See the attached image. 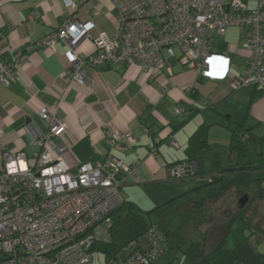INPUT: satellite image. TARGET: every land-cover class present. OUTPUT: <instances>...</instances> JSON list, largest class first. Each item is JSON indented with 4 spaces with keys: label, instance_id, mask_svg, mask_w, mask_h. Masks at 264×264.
Wrapping results in <instances>:
<instances>
[{
    "label": "built area",
    "instance_id": "2783aa9c",
    "mask_svg": "<svg viewBox=\"0 0 264 264\" xmlns=\"http://www.w3.org/2000/svg\"><path fill=\"white\" fill-rule=\"evenodd\" d=\"M110 1L117 10V36L100 34L93 39L92 54L79 58L73 51L81 40H90L91 22L65 21L38 42L51 51L57 40L66 43L69 66L61 78L69 85H86L87 70L103 66H135L150 79L162 71L171 75L172 61L202 79L225 82L232 92L264 91V9L247 10L236 0ZM233 27L240 30L242 48L248 53L238 76L231 75V59L212 50ZM26 58L17 50L13 61L0 62V85L8 87L14 81L15 68ZM192 92L193 86L186 87L187 95ZM59 102L38 110L47 129L43 136L30 139L39 151L29 157L5 149L0 130V264H91L95 244L111 241L112 214L123 204L119 188L124 177L140 180L136 166L112 155L104 161L68 165L58 144L66 128L55 116ZM183 111L174 109L175 114ZM158 141L155 137L150 144L153 151ZM107 143L124 151L134 139L130 133L112 131ZM191 173L186 163H177L169 167L168 178L181 181ZM165 252L161 230L150 224L105 264H154Z\"/></svg>",
    "mask_w": 264,
    "mask_h": 264
},
{
    "label": "crops",
    "instance_id": "0c3cea01",
    "mask_svg": "<svg viewBox=\"0 0 264 264\" xmlns=\"http://www.w3.org/2000/svg\"><path fill=\"white\" fill-rule=\"evenodd\" d=\"M236 1L247 10L264 9V0ZM68 20L93 24L88 33L90 40L83 39L73 47L79 58L94 52L92 40L100 34L110 39L117 36V10L110 0H0V62L13 60L17 50L27 55L15 68L14 82L9 87L0 86L1 143L5 149L25 152L28 157L39 151L38 146L30 144L31 138L43 136L47 129L38 110L51 109L60 101L55 116L66 124L58 140L64 149L63 160L76 167L112 155L127 166H136L139 182L124 177L120 196L123 203L149 212L181 190L169 184L168 169L184 161L187 141L200 125L208 126L211 147L202 158L187 164L192 172L207 169L209 156L215 152L221 153V163L228 161V128H233V122L251 127L253 135L264 138V91L243 88L232 92L225 82L198 78L195 72L172 61L171 75L162 71L150 79L135 66L93 67L87 70L86 85H69L61 78L69 66L66 43L57 40L54 51L38 44ZM240 35L239 29L229 28L228 42L214 43L225 45L220 53L231 59L232 76L241 73L248 55ZM188 86L194 89L190 96L186 94ZM175 108H182L184 113L175 114ZM112 131L130 133L134 143L124 151L116 149L107 143ZM155 137L159 141L153 151L150 144ZM252 146L250 149L257 147ZM229 158L232 162L235 155ZM191 177L182 182L197 185L210 175L197 176V180Z\"/></svg>",
    "mask_w": 264,
    "mask_h": 264
},
{
    "label": "trees",
    "instance_id": "16d2710c",
    "mask_svg": "<svg viewBox=\"0 0 264 264\" xmlns=\"http://www.w3.org/2000/svg\"><path fill=\"white\" fill-rule=\"evenodd\" d=\"M212 50L220 53L225 50V45L217 43L214 46L213 44ZM11 61L13 60H7L5 63ZM190 117L191 115L188 116V118ZM188 118L184 121L186 122ZM184 121L174 126L173 129L179 128ZM233 125V128H228L231 135V142L228 146V151H226L228 161L221 163L219 160L221 153L215 152L209 156L210 165L207 169L205 168L202 171L194 170L191 173V178L194 180L197 176L202 178L210 175L206 179L207 181L199 182L195 188L171 200H167L149 212H143L131 203H123L112 214L110 243L95 244L92 251H100L107 257L106 259H109L118 248L128 241L139 237L147 230L150 224H153L151 222L147 223L145 216L146 213L150 215V213L155 212L163 215L162 221L156 226L163 235L166 246L164 255L168 254L172 257L164 264H173V261L178 258V253L183 254L188 264H264V253L258 250L251 240L256 238L255 235L258 234L250 233L249 229L242 225V218L238 216L239 212L232 214L225 224L222 225L221 229L220 227L216 228L217 233L212 236L211 242H213V245L209 249L206 246L208 237L205 232L199 233L200 236L197 240L193 238L185 239L183 235L175 234L178 228L184 226L192 219L194 213L197 212L195 210H199V207L205 202L219 200L232 188L238 189L239 195H247L249 192H254L255 196L258 195L264 198V159L260 151L264 146V138L253 135L251 127H246L243 123L237 124L233 122ZM207 132L208 126L200 125L187 141L184 149V161L174 164L186 163L189 165L202 158L203 153L211 147L208 143ZM251 144L257 145L260 152L252 154V150L249 147ZM230 155H235V159L232 162L229 158ZM253 157H255L254 160H252ZM241 209L239 207V210ZM199 225L195 224L194 226L198 227ZM237 225L241 230H246L248 235L242 242L229 247L227 245L228 238L233 236ZM172 235L176 236L174 246L168 244V239ZM257 238L259 239L260 236Z\"/></svg>",
    "mask_w": 264,
    "mask_h": 264
},
{
    "label": "rangeland",
    "instance_id": "374dc122",
    "mask_svg": "<svg viewBox=\"0 0 264 264\" xmlns=\"http://www.w3.org/2000/svg\"><path fill=\"white\" fill-rule=\"evenodd\" d=\"M228 39L229 37L226 36L225 33V35L219 37L217 41L225 40L228 42ZM231 43L235 44L234 42ZM175 52L176 54H178L177 50ZM250 147H253L252 144ZM251 150H256L257 152H260L258 147L256 146H254V148H252ZM262 152L264 157V146L262 147ZM254 159L255 157L252 158V160ZM167 180L169 181V184L180 186L181 190L176 191L177 193H175L171 197H168L166 201L171 200L172 198H174V196L176 197L178 195L184 194L196 187L195 184L189 181L182 182L181 180V182H177V181H172L170 179ZM254 194H255L254 192H249L247 195H241V194L239 195L238 189L236 188L230 189L219 200L216 201L213 200V202L211 201L205 202L202 206L199 207V210H195L197 212L194 213L192 219L188 221L184 226L178 228L175 234L176 235L181 234L184 236L185 239L193 238L197 240L200 234L205 232L206 236L208 237L206 246L207 249H209L213 245L211 239L212 236L215 233H217L216 228L220 227L221 229L222 225L225 224L227 219L232 214L239 212L238 216L242 218L241 219L242 225H245L249 229L250 233L253 232L258 234L255 235L256 238L251 239L252 242L255 244L254 246H256L257 249L260 250L262 253H264V198L258 195L255 196ZM244 196L246 197V201L245 204L241 207L238 202ZM238 206L241 207L242 209L239 210ZM145 219L147 223L151 222L155 225H159L163 219V215L162 214L159 215L155 212L154 213L152 212L150 213L149 217L145 216ZM198 222L200 225L198 224ZM195 224L199 226L195 227L194 226ZM247 235L248 232L246 230H241V228L237 225L235 226L233 236L228 238L227 245L229 247H232L234 244L238 242H242ZM259 236L260 238L258 239L257 237ZM175 238L176 236L174 235L170 236L168 239V244L174 246ZM177 256L178 258L173 261V264H188V262L184 259L183 254L178 253ZM106 258L107 257L100 251L93 252L91 264H105L107 260ZM171 258L172 257L170 255L166 254L158 258L154 262V264H164Z\"/></svg>",
    "mask_w": 264,
    "mask_h": 264
},
{
    "label": "water",
    "instance_id": "95a60500",
    "mask_svg": "<svg viewBox=\"0 0 264 264\" xmlns=\"http://www.w3.org/2000/svg\"><path fill=\"white\" fill-rule=\"evenodd\" d=\"M245 201H246V197L244 196L243 198H241L239 200V205L242 207L244 204H245ZM146 216L149 217V213H146Z\"/></svg>",
    "mask_w": 264,
    "mask_h": 264
},
{
    "label": "clouds",
    "instance_id": "9594fccd",
    "mask_svg": "<svg viewBox=\"0 0 264 264\" xmlns=\"http://www.w3.org/2000/svg\"><path fill=\"white\" fill-rule=\"evenodd\" d=\"M169 179V178H168Z\"/></svg>",
    "mask_w": 264,
    "mask_h": 264
}]
</instances>
